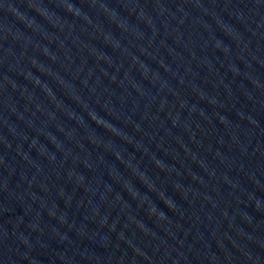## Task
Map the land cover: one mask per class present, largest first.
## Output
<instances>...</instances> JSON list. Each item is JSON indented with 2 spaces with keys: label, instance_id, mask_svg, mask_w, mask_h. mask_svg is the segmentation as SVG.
Listing matches in <instances>:
<instances>
[{
  "label": "water",
  "instance_id": "1",
  "mask_svg": "<svg viewBox=\"0 0 264 264\" xmlns=\"http://www.w3.org/2000/svg\"><path fill=\"white\" fill-rule=\"evenodd\" d=\"M0 264H264V0H0Z\"/></svg>",
  "mask_w": 264,
  "mask_h": 264
}]
</instances>
